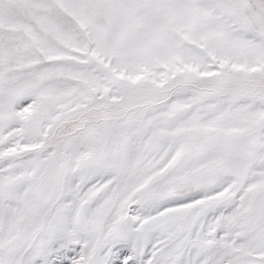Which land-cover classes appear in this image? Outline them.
Returning <instances> with one entry per match:
<instances>
[{"label":"snow or ice","instance_id":"snow-or-ice-1","mask_svg":"<svg viewBox=\"0 0 264 264\" xmlns=\"http://www.w3.org/2000/svg\"><path fill=\"white\" fill-rule=\"evenodd\" d=\"M0 264H264V0H0Z\"/></svg>","mask_w":264,"mask_h":264}]
</instances>
